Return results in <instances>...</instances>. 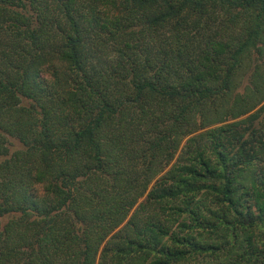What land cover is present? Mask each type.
I'll use <instances>...</instances> for the list:
<instances>
[{
    "label": "trees",
    "instance_id": "obj_1",
    "mask_svg": "<svg viewBox=\"0 0 264 264\" xmlns=\"http://www.w3.org/2000/svg\"><path fill=\"white\" fill-rule=\"evenodd\" d=\"M263 103L264 0H0V264H264Z\"/></svg>",
    "mask_w": 264,
    "mask_h": 264
},
{
    "label": "rangeland",
    "instance_id": "obj_2",
    "mask_svg": "<svg viewBox=\"0 0 264 264\" xmlns=\"http://www.w3.org/2000/svg\"><path fill=\"white\" fill-rule=\"evenodd\" d=\"M246 77H247V76L244 77V81H245ZM263 104H264V103H263ZM263 104H262V105H263ZM262 105H260L258 108H260ZM258 108H257V109H258ZM257 109H256V110H257ZM253 112H254V111H253ZM8 142H9V146H8V147L10 148V151H11V152H14V151L20 150V149L22 148L21 144H20L17 140H14V139L9 138V139H8ZM5 221H6V220H4L3 222H5Z\"/></svg>",
    "mask_w": 264,
    "mask_h": 264
},
{
    "label": "clouds",
    "instance_id": "obj_3",
    "mask_svg": "<svg viewBox=\"0 0 264 264\" xmlns=\"http://www.w3.org/2000/svg\"><path fill=\"white\" fill-rule=\"evenodd\" d=\"M35 187H36V189L40 192L41 195L44 194V191H43V190H44V187H45L44 185H39V184H38V185H36Z\"/></svg>",
    "mask_w": 264,
    "mask_h": 264
}]
</instances>
